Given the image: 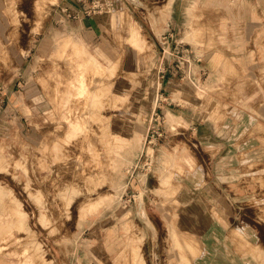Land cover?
Masks as SVG:
<instances>
[{
	"label": "rangeland",
	"instance_id": "rangeland-1",
	"mask_svg": "<svg viewBox=\"0 0 264 264\" xmlns=\"http://www.w3.org/2000/svg\"><path fill=\"white\" fill-rule=\"evenodd\" d=\"M213 1L0 0V74L16 75L0 111V263L264 264V141L220 157L223 142L167 122L170 99L216 124L232 86L263 91L264 66L255 82L227 63L230 12ZM73 59L94 95L68 83ZM238 100L261 105L240 109L263 133L264 96Z\"/></svg>",
	"mask_w": 264,
	"mask_h": 264
},
{
	"label": "crops",
	"instance_id": "crops-1",
	"mask_svg": "<svg viewBox=\"0 0 264 264\" xmlns=\"http://www.w3.org/2000/svg\"><path fill=\"white\" fill-rule=\"evenodd\" d=\"M228 1L229 0L213 1L216 8H224L226 6L230 12V32L233 39H231L230 49L227 56L229 62L227 63L237 65L243 73L247 74L248 80L250 79L256 82V79L259 77V74L257 73L258 67L264 66V0H231V5L227 3ZM11 32V25L7 23L6 15L2 12V10H0V41H6V38H8ZM187 36H189L188 33ZM29 40L27 42H30ZM204 63L203 68H205L204 65L207 64V61ZM174 76H171L170 78L175 79ZM15 79V71H11L5 76L0 74V111L1 108L8 107H6V100L10 104L9 108H15V105H13L15 98L11 100V97L14 95L12 83ZM227 79H229L232 83L237 80V78L235 79L233 76ZM262 87L263 91H257L254 88L251 89V85H247L246 94L241 95L239 94L238 87L234 88V86H232L230 92L227 93V96H231L230 98L238 97V99L241 96L255 97V95L258 96L259 94L264 96V85H262ZM252 92H254V95H252ZM168 96L172 98L171 94ZM183 96L187 97L186 92L183 93ZM238 99L236 101L231 99L232 102L230 103V107L222 106V108H234V114L232 112L233 115L230 114L229 116L223 117L221 121L216 124L210 120V123H206L205 120L198 114L197 110H193L190 106H187V104H180L178 102L176 104V102L171 99L168 100V103L173 102V106H169L168 108L170 109L166 110V113L169 111L182 117L183 120L189 124V127L199 129L202 132L201 134L204 133V136L207 137L208 140L223 142L219 150L213 153L215 156L249 155L251 152L253 153L255 150L257 151L254 144L248 145L245 149L239 147L243 146V142L251 144V141H264V131L263 133L252 131L251 127L256 124L255 119L246 115V113L242 112V109L240 108H258L261 107V105H255L252 101L241 102L240 104ZM176 105H180L179 107H181V109H176ZM262 108H264V105H262ZM235 144H237V147H234ZM260 151L264 156V149H260L259 152ZM211 152V150L208 151V154ZM222 171V165L212 166L211 174L215 175H211V178L208 179L209 182L214 179V194L212 195L215 196L216 199L221 198L224 193ZM208 195H210V193ZM195 211L199 216L201 215L200 209L195 208ZM199 220L201 222L203 219L200 218ZM208 237L210 236L206 234L205 240ZM208 248L211 247L208 246Z\"/></svg>",
	"mask_w": 264,
	"mask_h": 264
},
{
	"label": "bare ground",
	"instance_id": "bare-ground-1",
	"mask_svg": "<svg viewBox=\"0 0 264 264\" xmlns=\"http://www.w3.org/2000/svg\"><path fill=\"white\" fill-rule=\"evenodd\" d=\"M170 1V0H168ZM84 54L87 56V58L93 63V65H97L99 62L93 57V55L91 56L90 53H88L87 51L84 52ZM68 64V63H67ZM83 64H84V61L83 60H79V59H73L72 62H70V66L68 65L67 68L68 71H67V77H68V83H70L71 81L73 80H76L77 81V86L75 87V91H79L78 89L81 87L82 90L84 89H87V90H84V91H88L90 92L89 95H92L93 93V89H89L88 86H87V81L85 80L84 78V74H83ZM95 78V77H94ZM96 79V78H95ZM96 82V81H95ZM94 86V84H93ZM92 86V87H93ZM91 88V87H90ZM94 88V87H93ZM94 95V94H93ZM166 116L168 118V122H172V120L176 119L177 116H175L173 113L171 112H167L166 113ZM178 119V118H177ZM76 128H74L73 132L75 133L77 130V127L76 124H74ZM76 129V130H75ZM135 138H139V135H137ZM137 141V140H136ZM139 141V140H138ZM139 143V142H138ZM138 145V144H137ZM134 147H137V146H134ZM135 152V148H131L128 150L127 152V156H126V159H125V164L128 163V161L130 160V157L131 155H133ZM130 164V163H129ZM165 176V175H164ZM120 187V186H119ZM118 188V187H117ZM116 191V190H115ZM115 198V197H114Z\"/></svg>",
	"mask_w": 264,
	"mask_h": 264
},
{
	"label": "built area",
	"instance_id": "built-area-1",
	"mask_svg": "<svg viewBox=\"0 0 264 264\" xmlns=\"http://www.w3.org/2000/svg\"><path fill=\"white\" fill-rule=\"evenodd\" d=\"M96 5H98V4L95 3V2H93L90 8H92L93 10H95L94 8H96Z\"/></svg>",
	"mask_w": 264,
	"mask_h": 264
}]
</instances>
